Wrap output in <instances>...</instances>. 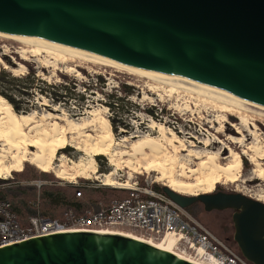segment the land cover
<instances>
[{"label": "water", "instance_id": "1", "mask_svg": "<svg viewBox=\"0 0 264 264\" xmlns=\"http://www.w3.org/2000/svg\"><path fill=\"white\" fill-rule=\"evenodd\" d=\"M0 35L30 37L264 110V0H0ZM163 193L181 209L231 211L234 242L264 264V203L242 194ZM0 264H218L126 234L81 231L0 248Z\"/></svg>", "mask_w": 264, "mask_h": 264}, {"label": "rangeland", "instance_id": "2", "mask_svg": "<svg viewBox=\"0 0 264 264\" xmlns=\"http://www.w3.org/2000/svg\"><path fill=\"white\" fill-rule=\"evenodd\" d=\"M0 59V71L4 69L15 77H22L34 70L37 77L48 84L59 83L65 76L77 80L80 84L96 83L97 77H101L105 82L104 86L97 90L91 88V91L85 92L83 87L78 88L87 100V106L81 113L74 110V106H71V110L55 106L40 95L24 96L21 99L20 95L14 93L15 99H21L20 108L31 110L24 116L34 118V126L52 132L53 124H57L65 133L66 149L57 152L53 170L48 172L55 180L50 182L58 187L73 186L70 182L76 181L91 188L117 189L102 186L100 183L104 182V178L96 179L89 170V178L77 176L76 172L71 170L76 163L84 162L87 166L91 160H95L100 176L113 171L116 181L123 185L135 180L143 184L148 180L155 188L172 187L184 196L212 194L218 190L229 194H242L264 203V179L257 178L256 167L251 162L254 153L249 150V147L253 146L264 151V111L214 100L100 60L4 37H0ZM121 83L134 87L135 93L128 99L131 102L128 113L116 116L105 106L108 102L106 95L114 93ZM7 104L11 106L9 102ZM152 109H155V117L147 113ZM110 119L117 122V133H114ZM104 121H108L111 126L109 130L112 136L110 143H107L110 144L107 151L109 154L96 155L99 138L107 136L109 132ZM123 124L127 128L122 127ZM161 127L164 128L163 132ZM38 129L32 131L33 139L38 137ZM25 130L29 131L28 128ZM87 136H91L93 143L84 138ZM174 136L181 140L184 146L171 144ZM146 139L159 142L163 149L161 153L148 150L146 155L133 159L132 166L128 165L127 157L118 156L119 153L131 152L136 143ZM233 153L241 159L240 170L234 173L237 174L236 183L230 182L223 172L212 165L202 166L210 155L216 157V164L220 166L234 164L236 159ZM98 157H101V160H97ZM260 163L264 169V157ZM25 164L41 171L30 161L24 162L23 169ZM63 166H66L65 169L73 174L75 179L59 177L58 171ZM147 166H152V169L146 172L144 168ZM12 173L19 171H13L0 180H13ZM34 182L36 181L22 185L31 186ZM190 214L218 238L233 243L229 240L234 236L231 211L206 213L203 205L198 204ZM64 216H61L62 220ZM111 231L143 238L139 232L127 228L117 227ZM232 246L237 247L233 244Z\"/></svg>", "mask_w": 264, "mask_h": 264}, {"label": "trees", "instance_id": "3", "mask_svg": "<svg viewBox=\"0 0 264 264\" xmlns=\"http://www.w3.org/2000/svg\"><path fill=\"white\" fill-rule=\"evenodd\" d=\"M96 81V83L91 84H80L77 80L68 79L65 76L59 83L48 84L39 79L34 70L29 71L28 74L22 77H15L1 69L0 97L9 102L17 115H28L31 112V110L20 108L22 97L30 95H40L51 102V104L63 106L67 110H71V106H74V110L81 113L87 106V100L84 93L79 92L78 88L83 87L84 91L87 92L88 90L91 91V88H96V90L99 87L102 88L105 84L101 77H97ZM14 93L20 95L21 99H15ZM134 93V87L121 83L114 93L106 95L108 102L105 106L116 116L125 115L129 111L128 107L131 106V102L128 99ZM136 109L140 110L138 107ZM147 113L155 117V109L149 110ZM110 122L114 133H117L119 130L116 125L117 122L114 119H110ZM122 127L127 128L124 124ZM97 160H101V157H98ZM24 166L21 172L12 173L13 180H0V204L9 205V210L15 215L17 223L25 230H29L31 227V217L39 216L53 221H62L61 216L66 213H73L82 217L89 213H98L106 210L113 203L122 201L129 196V192L119 189L91 188L87 185L81 187L69 185L58 187L50 182L55 181L50 177V174L43 173L30 165L25 164ZM32 181H39L45 185L40 189L22 185V183ZM163 188L154 187L159 192H163ZM215 192L220 191L216 190ZM78 193L81 194L80 197H77ZM197 207L198 204L193 205L187 209L188 213L190 214ZM236 249L238 250V248Z\"/></svg>", "mask_w": 264, "mask_h": 264}, {"label": "built area", "instance_id": "4", "mask_svg": "<svg viewBox=\"0 0 264 264\" xmlns=\"http://www.w3.org/2000/svg\"><path fill=\"white\" fill-rule=\"evenodd\" d=\"M70 184L74 187L84 186L76 181ZM100 184L105 186L104 182ZM43 185L39 181L31 184L38 189ZM125 185L128 187L117 189L129 192V196L106 210L82 217L66 213L62 221L31 217L29 230L22 229L9 205L1 203L0 248L34 237L81 231L108 232L119 227L137 231L151 242L173 239L174 252L180 242L194 254L218 264H252L239 250L218 238L187 210L174 204L163 192L155 190L148 180L143 184L135 180ZM80 195L78 193L77 197Z\"/></svg>", "mask_w": 264, "mask_h": 264}, {"label": "bare ground", "instance_id": "5", "mask_svg": "<svg viewBox=\"0 0 264 264\" xmlns=\"http://www.w3.org/2000/svg\"><path fill=\"white\" fill-rule=\"evenodd\" d=\"M0 37L20 41V42L27 43V44H33V45L40 46V47L47 48V49H59V50H62L66 53L79 55L73 51L66 50L63 48H59L56 46H52L48 43H45V42L37 40V39L30 38V37L19 38V37H8V36H3V35H0ZM79 56H82V55H79ZM94 60H100V59H94ZM100 61L110 63V64L115 65L117 67H122V68L130 69L132 71L140 72V73L146 74V75H148L154 79L160 80V79L155 78V77H153V76H151V75H149L143 71L131 69V68H128V67L110 62V61H106V60H100ZM0 62H1V59H0ZM160 81H163V80H160ZM164 82H167V81H164ZM168 83L177 85L179 87L185 88L186 90L193 91L195 93H199L200 95L206 96L208 98H212L214 100H220L224 103L230 102V103H234L236 105L241 104V105H246L249 108H255L253 106H250V105L243 103L241 101H238V100L209 94V93L197 88L196 86H194L190 83H177V82H168ZM6 102L7 101L5 99L0 97V145H1V147H0V178H5V176L10 175L9 173L16 171V170L21 172L23 169V164L25 161H30L32 164L36 165L41 171H43L45 173L50 172L51 170H53V167H52L53 161L56 157L57 152H59L60 150L66 149L67 141L65 139L64 131H62L57 124H53L54 127L52 129V132H50L48 130H40V129H38V128H40L39 126H34V124H35L34 118H32L31 116H24L23 115L22 117H20V116L16 115L13 112L11 106H9L7 104L8 102L7 103ZM255 109H258V108H255ZM258 110H261V109H258ZM261 111H264V110H261ZM105 124H106L107 130L109 132H108V134L106 133L107 136H101L99 138L100 143L98 144L99 147L96 148V153H97L96 155L109 154L107 151H108L110 144L107 145V143H110L109 140L111 139L112 135H111V132L109 130V126H110L109 122L106 121ZM26 128H28L29 131H26L25 130ZM35 129H38L39 134H38V137L36 139H33L31 137V133ZM160 130L163 132L164 128L161 127ZM170 135H172V134H170ZM84 138H86L88 142L94 141L91 138V136L90 137L87 136ZM146 140L141 141L139 143H136V145L133 147V150L131 152L119 153L118 156L127 157L129 159L128 165L132 166V165H134L133 159H137V157H139V156L146 155L148 150H151V151L156 152V153H159V152L161 153V150H163V149H162V146L159 142H155L156 140L154 141L152 139H148L147 141ZM170 143L171 144L175 143V144H179V145L181 144V146H184L182 144L181 140H179L175 136H174V138H172V141ZM111 144H112V142H111ZM96 146H94V147H96ZM30 148L35 149V151H32ZM249 150L253 151V153H254V157L253 156L251 157V162L256 167L255 173L257 175V178L263 180L264 179V169L261 166L260 161L264 157V151L261 148L258 149V148H255L253 146L249 147ZM92 152H94V151H92ZM233 154H234L233 157H235V159H236V160L234 159L235 161L233 160L234 164H229L227 166H220V165L216 164V157L214 155H210L205 160V162H203L202 166L206 167L208 165H212L215 169L223 172L227 176V178L229 179L230 182L236 183L238 181L237 176H236L237 174H234V173H236L237 170H240L239 168L241 166L240 165L241 159H240L239 155H237L235 153H233ZM83 163L84 162L76 163V164H74V167L71 168V170L76 172L77 176H88V178H89V177H91L89 175V172H88V170H89L91 172L90 174L95 175L96 179L104 178V180H103L104 185L107 187H115V188L116 187H119V188L128 187L127 185H123V184L118 183L116 181L115 173L113 171L108 175L100 176L99 173L97 172V169L95 166V160H91L87 166ZM8 165H9V167H8ZM65 167L63 166L62 169L60 171H58L59 177H61L63 179H69L70 177H71L70 179H75L74 175L70 174L69 171L67 169H65ZM150 168L152 169V166H149V167L147 166L144 168V171H146V172L150 171ZM169 188L172 189V187H169ZM172 190H174V189H172ZM174 191H176V190H174ZM176 192L179 193L178 191H176ZM108 232L116 233V232L111 231V230H109ZM121 234H123V233H121ZM133 237L137 238L139 240L145 241V242L149 243L150 245H153L157 248L164 249L166 251L174 253V251L172 250V246L174 243L173 239H169V240L165 239V240H161L159 242H154V241L151 242V241H148L144 238H139V237H135V236H133Z\"/></svg>", "mask_w": 264, "mask_h": 264}, {"label": "flooded vegetation", "instance_id": "6", "mask_svg": "<svg viewBox=\"0 0 264 264\" xmlns=\"http://www.w3.org/2000/svg\"><path fill=\"white\" fill-rule=\"evenodd\" d=\"M229 240H230L231 242H233V243H229V242H228L231 246H232V244H233V245H236V243L234 242V239H233V238H230ZM233 247H234V246H233ZM236 248H237V247H236Z\"/></svg>", "mask_w": 264, "mask_h": 264}]
</instances>
